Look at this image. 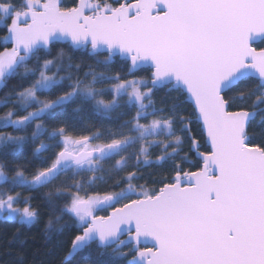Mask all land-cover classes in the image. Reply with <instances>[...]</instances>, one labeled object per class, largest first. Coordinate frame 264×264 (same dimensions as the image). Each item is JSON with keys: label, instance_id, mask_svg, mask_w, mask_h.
I'll list each match as a JSON object with an SVG mask.
<instances>
[{"label": "snow or ice", "instance_id": "obj_1", "mask_svg": "<svg viewBox=\"0 0 264 264\" xmlns=\"http://www.w3.org/2000/svg\"><path fill=\"white\" fill-rule=\"evenodd\" d=\"M0 109L40 264H264V0H0Z\"/></svg>", "mask_w": 264, "mask_h": 264}, {"label": "trees", "instance_id": "obj_2", "mask_svg": "<svg viewBox=\"0 0 264 264\" xmlns=\"http://www.w3.org/2000/svg\"><path fill=\"white\" fill-rule=\"evenodd\" d=\"M3 110L0 109V112ZM18 228L22 235L17 237ZM21 240L25 242L23 245ZM44 245L43 222L21 228L14 222L0 220V264H13L22 252L27 256V264H33V261L35 264L47 261V248Z\"/></svg>", "mask_w": 264, "mask_h": 264}]
</instances>
